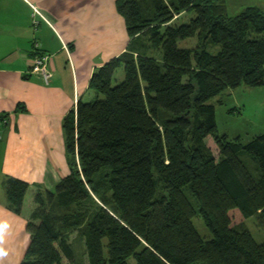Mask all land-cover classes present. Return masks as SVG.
Wrapping results in <instances>:
<instances>
[{
  "label": "trees",
  "instance_id": "1",
  "mask_svg": "<svg viewBox=\"0 0 264 264\" xmlns=\"http://www.w3.org/2000/svg\"><path fill=\"white\" fill-rule=\"evenodd\" d=\"M116 10L127 48L93 71L92 98L62 120L69 173L35 194L20 264H80V245L86 264H264V241L244 224L255 216L264 227V133L229 141L209 104L264 85V11L230 16L224 0H117ZM186 12L194 17L176 25ZM189 38L198 45L178 47ZM28 188L4 181L15 214ZM197 214L211 239L193 226Z\"/></svg>",
  "mask_w": 264,
  "mask_h": 264
},
{
  "label": "crops",
  "instance_id": "2",
  "mask_svg": "<svg viewBox=\"0 0 264 264\" xmlns=\"http://www.w3.org/2000/svg\"><path fill=\"white\" fill-rule=\"evenodd\" d=\"M116 1L0 0V264H20L35 194L52 192L69 173L64 116L92 98L93 71L127 48ZM33 8L45 19L36 25ZM36 56L45 60L48 84L33 72ZM11 177L29 185L21 214L6 200Z\"/></svg>",
  "mask_w": 264,
  "mask_h": 264
},
{
  "label": "rangeland",
  "instance_id": "3",
  "mask_svg": "<svg viewBox=\"0 0 264 264\" xmlns=\"http://www.w3.org/2000/svg\"><path fill=\"white\" fill-rule=\"evenodd\" d=\"M227 8V14L234 16L242 12L247 7H257L264 11V0H224ZM194 13L186 12L177 17L176 25L186 24ZM197 38H189L178 41L179 48H194L198 45ZM216 49L210 50L216 52ZM152 57L160 60L162 57L161 51L151 54ZM114 79L121 81L123 79L122 70H117ZM114 84V82H113ZM93 94V93H92ZM92 97V95H91ZM215 108V120L217 127V134L226 135L229 141L239 138L241 144L248 143L254 135L264 133V85L258 87L240 86L236 89H227L221 95L209 102ZM207 146L211 149L215 158L218 157V150L211 137L206 139ZM245 158L250 160V157L245 155ZM249 165L253 166L254 162L250 160ZM185 194L193 205V208L198 212V203L192 197L188 188ZM32 211L28 213L30 217ZM192 224L198 232L199 236L204 240L211 239L212 235L205 227L203 221L197 214L192 219ZM246 228L251 233L253 239L257 243L264 241V227H260L256 221V217H250L244 222ZM74 238V236L72 237ZM77 253L80 264H86V258L83 255L82 245L78 246ZM128 264H135L133 258L128 259ZM202 264V263H194Z\"/></svg>",
  "mask_w": 264,
  "mask_h": 264
},
{
  "label": "built area",
  "instance_id": "4",
  "mask_svg": "<svg viewBox=\"0 0 264 264\" xmlns=\"http://www.w3.org/2000/svg\"><path fill=\"white\" fill-rule=\"evenodd\" d=\"M36 18L45 20L43 18V16L41 15V13L37 9L33 8V13H32V19L33 20H32V22H33L34 25H36L38 23L37 20H36ZM33 72L36 75L40 76L41 79L43 80V82L45 84H48L49 79L51 77V74H50V72L47 71V69L45 67V60H44V58H41L39 56H36L34 58V68H33Z\"/></svg>",
  "mask_w": 264,
  "mask_h": 264
}]
</instances>
